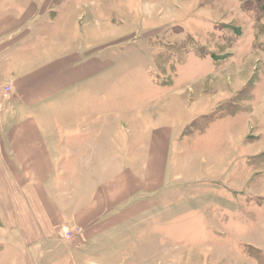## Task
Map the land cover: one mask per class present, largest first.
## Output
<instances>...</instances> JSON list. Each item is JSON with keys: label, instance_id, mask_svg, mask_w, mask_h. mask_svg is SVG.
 <instances>
[{"label": "crops", "instance_id": "1", "mask_svg": "<svg viewBox=\"0 0 264 264\" xmlns=\"http://www.w3.org/2000/svg\"><path fill=\"white\" fill-rule=\"evenodd\" d=\"M54 1L0 0V257L18 248L14 264L113 263L161 214L167 109L125 87V67L146 68L148 53L115 64L126 38L94 43L83 19L82 35L67 33L77 19L61 25Z\"/></svg>", "mask_w": 264, "mask_h": 264}, {"label": "rangeland", "instance_id": "2", "mask_svg": "<svg viewBox=\"0 0 264 264\" xmlns=\"http://www.w3.org/2000/svg\"><path fill=\"white\" fill-rule=\"evenodd\" d=\"M56 11L67 29L77 19V38L80 19L94 43L126 38L115 64L148 53L146 68L125 67V87L167 109L161 214L105 264H264V0H55Z\"/></svg>", "mask_w": 264, "mask_h": 264}, {"label": "trees", "instance_id": "3", "mask_svg": "<svg viewBox=\"0 0 264 264\" xmlns=\"http://www.w3.org/2000/svg\"><path fill=\"white\" fill-rule=\"evenodd\" d=\"M199 54L200 55H203V51L199 50ZM157 65V64H156ZM193 125V124H192Z\"/></svg>", "mask_w": 264, "mask_h": 264}, {"label": "built area", "instance_id": "4", "mask_svg": "<svg viewBox=\"0 0 264 264\" xmlns=\"http://www.w3.org/2000/svg\"><path fill=\"white\" fill-rule=\"evenodd\" d=\"M9 91H11V88H6V92H9Z\"/></svg>", "mask_w": 264, "mask_h": 264}]
</instances>
